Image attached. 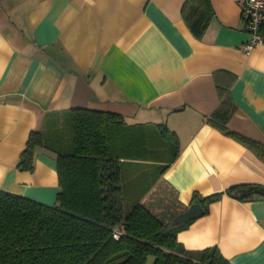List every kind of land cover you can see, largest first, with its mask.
Listing matches in <instances>:
<instances>
[{"label": "crops", "instance_id": "crops-1", "mask_svg": "<svg viewBox=\"0 0 264 264\" xmlns=\"http://www.w3.org/2000/svg\"><path fill=\"white\" fill-rule=\"evenodd\" d=\"M248 37L238 0H0V190L55 204L71 109L117 112L136 132L165 124L179 154L163 173L162 155L118 163L124 211L158 205L163 187L177 199L173 213L160 210L170 221L194 195L220 193L178 241L216 246L230 264H264V195L228 192L264 186V159L209 120L227 87V129L264 145V43L247 54ZM33 130L47 144L24 170Z\"/></svg>", "mask_w": 264, "mask_h": 264}, {"label": "trees", "instance_id": "trees-1", "mask_svg": "<svg viewBox=\"0 0 264 264\" xmlns=\"http://www.w3.org/2000/svg\"><path fill=\"white\" fill-rule=\"evenodd\" d=\"M219 88L222 102L209 120L264 159V145L227 129L231 100L227 87ZM67 119L69 135L57 150L61 191L55 204L0 190V264H144L150 255L153 264H230L216 246L185 248L177 239L185 224L169 226L160 211L164 202L150 206L143 201L126 212L121 204L119 161L162 155L163 173L179 154L174 132L165 124L144 125L136 132L121 114L89 108L71 109ZM157 141L162 145L155 150ZM46 142L41 131H31L18 166L32 170L35 147ZM239 188L229 187L228 192L244 199L235 192ZM219 196L194 195L190 204L204 207ZM173 205L165 210L171 212ZM188 206H177L176 212ZM116 227L122 232L118 239L113 236Z\"/></svg>", "mask_w": 264, "mask_h": 264}, {"label": "built area", "instance_id": "built-area-1", "mask_svg": "<svg viewBox=\"0 0 264 264\" xmlns=\"http://www.w3.org/2000/svg\"><path fill=\"white\" fill-rule=\"evenodd\" d=\"M241 20L249 37L243 46L245 53H250L254 47L264 43V0H238ZM121 230L114 228L113 236L118 239Z\"/></svg>", "mask_w": 264, "mask_h": 264}, {"label": "water", "instance_id": "water-1", "mask_svg": "<svg viewBox=\"0 0 264 264\" xmlns=\"http://www.w3.org/2000/svg\"><path fill=\"white\" fill-rule=\"evenodd\" d=\"M238 196L245 197L253 194L264 195V186L250 185L245 188H239L235 191ZM204 212L203 206L199 202L190 204L183 211L174 214L169 222L170 227H180L187 221L199 217ZM155 257L150 255L144 264H153Z\"/></svg>", "mask_w": 264, "mask_h": 264}, {"label": "rangeland", "instance_id": "rangeland-1", "mask_svg": "<svg viewBox=\"0 0 264 264\" xmlns=\"http://www.w3.org/2000/svg\"><path fill=\"white\" fill-rule=\"evenodd\" d=\"M161 187H158L157 189H156V192L157 193H155L156 195H155V201H156V203L157 204H160V203H162V202H164V206L162 207V209L164 208V210L165 209H168L167 207H169L168 205L170 204V203H173L174 201H173V194L174 193H172V191H170L169 189H167V191L162 187L161 189H160ZM166 191V192H165ZM165 196L166 195V198L164 199L163 198V196ZM158 197V198H157ZM165 200V201H162V200ZM154 201V202H155Z\"/></svg>", "mask_w": 264, "mask_h": 264}]
</instances>
